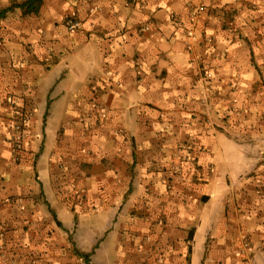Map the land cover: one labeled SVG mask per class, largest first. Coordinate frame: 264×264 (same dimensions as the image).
<instances>
[{"label":"crops","instance_id":"obj_1","mask_svg":"<svg viewBox=\"0 0 264 264\" xmlns=\"http://www.w3.org/2000/svg\"><path fill=\"white\" fill-rule=\"evenodd\" d=\"M41 1L0 18L9 257L264 264V0Z\"/></svg>","mask_w":264,"mask_h":264},{"label":"built area","instance_id":"obj_2","mask_svg":"<svg viewBox=\"0 0 264 264\" xmlns=\"http://www.w3.org/2000/svg\"><path fill=\"white\" fill-rule=\"evenodd\" d=\"M203 10H204L203 6L198 7V12H201ZM67 26L70 31H75L79 28L80 24L76 19L70 18L67 21ZM16 112H17L16 113L17 117L13 124V128H14L13 150H14L15 160L19 162L25 150V142L28 136V128L31 123V119L34 111L33 110L24 111L22 109H16ZM5 240H6V230L0 227V260L3 262V264H26L9 257ZM30 264H36V263H30Z\"/></svg>","mask_w":264,"mask_h":264},{"label":"trees","instance_id":"obj_3","mask_svg":"<svg viewBox=\"0 0 264 264\" xmlns=\"http://www.w3.org/2000/svg\"><path fill=\"white\" fill-rule=\"evenodd\" d=\"M41 0H28L22 4H13L10 8L5 10H0V18H4L9 12L13 11L15 8H22L27 13H36L41 4Z\"/></svg>","mask_w":264,"mask_h":264}]
</instances>
